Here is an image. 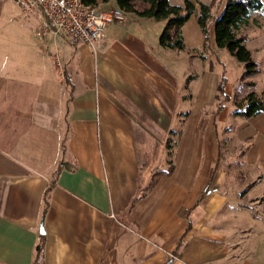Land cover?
Segmentation results:
<instances>
[{
    "label": "crops",
    "instance_id": "1",
    "mask_svg": "<svg viewBox=\"0 0 264 264\" xmlns=\"http://www.w3.org/2000/svg\"><path fill=\"white\" fill-rule=\"evenodd\" d=\"M148 22L124 13L93 50L40 40L41 14L0 0V264H32L41 236L42 264H261L235 252L234 212H222L246 207L238 178L264 168V114H235L250 92L231 101L243 65L233 85L195 16L182 51L161 47Z\"/></svg>",
    "mask_w": 264,
    "mask_h": 264
},
{
    "label": "trees",
    "instance_id": "2",
    "mask_svg": "<svg viewBox=\"0 0 264 264\" xmlns=\"http://www.w3.org/2000/svg\"><path fill=\"white\" fill-rule=\"evenodd\" d=\"M86 6H97L99 3H107L109 0H80ZM116 7L124 13H134L140 18L164 21V28L158 37V44L170 50L182 51L184 49L182 26L191 16H195L205 41L209 34V25L213 28L214 43L217 48L226 50L244 68L243 77H251L257 72V64L252 59L250 51L246 48V36L240 31L247 27L254 13L264 15V0H225L219 16L212 19L211 6L190 0H184L182 6L170 4L168 0H113ZM226 79L221 77L218 90L223 92ZM248 85L253 83L248 82ZM240 110L236 115L250 118L264 114V94L261 96L250 92L239 103L235 104ZM167 156L171 155L172 146L169 142L165 145ZM169 164L170 161L168 162ZM49 190V189H48ZM43 199V213L48 205L47 192ZM209 189L207 188L206 191ZM139 195L135 196V202ZM44 237L41 236L35 247L32 264H42ZM175 254V253H173ZM174 256V255H172ZM172 258L165 264H171Z\"/></svg>",
    "mask_w": 264,
    "mask_h": 264
},
{
    "label": "rangeland",
    "instance_id": "3",
    "mask_svg": "<svg viewBox=\"0 0 264 264\" xmlns=\"http://www.w3.org/2000/svg\"><path fill=\"white\" fill-rule=\"evenodd\" d=\"M191 2L195 3V6L198 2L206 4L211 6V12H212V19H215L219 16L220 12L222 11L223 5L225 3V0H190ZM175 5L182 6L184 3V0H173ZM24 13V12H22ZM30 13V12H29ZM28 13V14H29ZM27 15V14H26ZM147 19V18H146ZM148 26V29L151 33L156 34L157 36L162 32L164 28V21H155L152 20V22L146 23ZM194 24L193 20L188 22L186 24V27L191 28V25ZM209 34L207 37V40L205 41L203 36V41L205 46L209 43L210 37H211V29L213 31L212 25H209ZM105 30V29H104ZM202 34V33H201ZM240 34L246 36V48L250 51L252 59L257 64V72L252 75L251 77H243V73L241 76V83L243 84H236L235 79L240 75V69L241 65L237 64L238 62L226 51L221 50L220 58L223 62L226 70H227V78L232 82L233 85H237V95L235 98H232L231 101L237 102L238 94L243 95L247 94V92L254 91L258 95L264 94V92H260L262 89H264V15H261L259 13H254L252 15L251 21L248 24L247 27L243 28L240 31ZM62 39L66 40L68 43L69 41L63 37ZM204 46V47H205ZM61 52V49H60ZM59 53V51H58ZM62 53V52H61ZM54 52L52 53V63L53 67L54 65V58H53ZM59 60L61 61L62 68V56L59 53ZM210 65V63H209ZM208 65V66H209ZM188 64L180 63L179 68V78L181 75L187 71L189 67H187ZM213 63L212 72L217 73L219 75V69ZM55 73H62V71L58 68H53ZM202 70L199 72V75L203 71L210 70L209 67L207 68H201ZM53 72V74H55ZM58 75V74H57ZM248 82L253 83V85H248ZM253 88V89H251ZM251 90V91H249ZM242 100V99H241ZM233 102V103H234ZM172 145V140H167ZM166 149V148H165ZM172 150V149H171ZM168 152V150H166ZM168 162H172V151L171 155L167 156ZM167 162V169L171 168V164ZM229 166V172L232 171L233 164H228ZM253 174H257L258 177L255 182L253 181V175L248 176L247 178L250 180L243 181L241 178H238V183L244 186L245 191L239 195V198H241L240 203L242 205L244 204L246 207L242 206H236L233 205L235 210H232L231 205H228L227 208H223L222 212L226 213V209L230 212H234V217L232 220L229 221L228 225L226 226L225 230L227 234L229 235V239L234 240L235 243L238 244V246L235 247V252L238 255L241 256H247L252 255L257 256L258 261L261 264H264V168L258 167L257 171L253 172ZM134 231V230H133ZM172 258L173 261L171 264L174 263L175 255L174 256H167L163 260V264H165L166 260ZM138 260L135 259L133 261V264H138Z\"/></svg>",
    "mask_w": 264,
    "mask_h": 264
},
{
    "label": "built area",
    "instance_id": "4",
    "mask_svg": "<svg viewBox=\"0 0 264 264\" xmlns=\"http://www.w3.org/2000/svg\"><path fill=\"white\" fill-rule=\"evenodd\" d=\"M24 13L38 11L42 24L37 30L41 40L46 33L63 37L73 43H83L93 50L104 36V29L124 20V12L117 7L101 9L86 6L80 0H14ZM58 51L54 52V65L62 71Z\"/></svg>",
    "mask_w": 264,
    "mask_h": 264
},
{
    "label": "water",
    "instance_id": "5",
    "mask_svg": "<svg viewBox=\"0 0 264 264\" xmlns=\"http://www.w3.org/2000/svg\"><path fill=\"white\" fill-rule=\"evenodd\" d=\"M64 166H65V168H66V164H63ZM39 233L40 234H43V227H42V224H40V228H39Z\"/></svg>",
    "mask_w": 264,
    "mask_h": 264
}]
</instances>
